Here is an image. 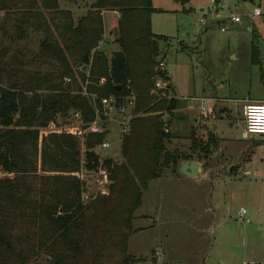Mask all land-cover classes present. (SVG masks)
<instances>
[{"label":"trees","instance_id":"trees-1","mask_svg":"<svg viewBox=\"0 0 264 264\" xmlns=\"http://www.w3.org/2000/svg\"><path fill=\"white\" fill-rule=\"evenodd\" d=\"M103 9L119 13L120 49L110 56L99 49ZM153 11L152 0H96L75 20L59 0H0V13L13 19L11 31L0 30V172L7 173L0 176V264H37L43 258L44 264L138 260L129 242L138 229L134 221L144 191L165 170L177 171L180 159L191 157L168 145L180 102L167 97L169 76L158 67L160 41L168 36L152 31ZM29 29L44 33L31 59L54 62L51 71L25 69L17 41ZM251 62L263 63L254 34ZM158 77L167 82L159 91L166 96L152 92ZM133 95L135 116L122 137L119 163L101 160L96 151L109 133L105 122L102 131L83 135L78 124H64L68 114L75 120L79 113L81 128L88 129L102 110V98L115 96L125 104ZM192 148L210 150L197 137ZM101 166L109 171V192L86 201L80 173Z\"/></svg>","mask_w":264,"mask_h":264},{"label":"rangeland","instance_id":"rangeland-1","mask_svg":"<svg viewBox=\"0 0 264 264\" xmlns=\"http://www.w3.org/2000/svg\"><path fill=\"white\" fill-rule=\"evenodd\" d=\"M95 1L59 0V3L61 9L70 10L77 20ZM152 3L155 8L151 14L152 31L168 36L167 41H160L159 56L172 76L173 90L168 91L167 97L189 96L190 102L195 103L194 95L199 96L208 83L214 84L219 94L230 98L233 110L230 117L217 118L211 127L236 139L229 151L241 161L234 170L232 166L219 169L207 179L190 180L178 175V169L170 168L150 181L136 211L138 218L134 226L138 229L129 242L130 253L138 259L133 264H264V135L243 137L244 123L237 115L240 108L237 103L242 108L245 97L264 101V0H152ZM257 7L262 14L253 17ZM231 15H240L242 23H233L229 19ZM104 18V40L99 49L110 56L119 46L118 21L109 11ZM202 18L206 19L204 23ZM12 23L13 19L0 13V30L11 31ZM253 34L260 49L261 66L251 62ZM43 36L42 31L29 29L17 41L27 71L53 69L54 62L31 59L39 50ZM153 91H160L156 83ZM159 95L163 96V92ZM130 100L125 103L124 114L98 118L93 124L97 128L94 130L102 131L105 122L109 129L105 140L110 142V147L96 146L101 160L113 158L118 163L123 160L121 117L129 114ZM158 113L166 121L170 118L166 113ZM183 114L181 109H176L171 120L174 137L168 142L169 147L191 155L187 160H207L200 152H193L196 149L192 148V139L198 135L191 128L183 129ZM64 122L65 126L77 124L71 114L64 117ZM82 129L87 133L91 127ZM80 149L84 153V138ZM182 161L185 160L179 162ZM80 174L86 182L83 194L86 201L109 192V184L98 185L92 173L83 169ZM6 175L0 172V176ZM243 210L246 212L242 213ZM37 264H44V258Z\"/></svg>","mask_w":264,"mask_h":264},{"label":"crops","instance_id":"crops-1","mask_svg":"<svg viewBox=\"0 0 264 264\" xmlns=\"http://www.w3.org/2000/svg\"><path fill=\"white\" fill-rule=\"evenodd\" d=\"M107 11L114 13L118 21L119 13L117 11L103 9L102 13H103L104 25H105L104 15L105 12ZM119 49L120 46H118V48H115L113 51ZM168 76H169L168 83L171 86L170 87V92H171V90H173L171 85L172 84L171 73L168 74ZM214 88L215 85L212 83L210 84L208 83L207 87L205 85L200 91L199 96H197L196 94L194 95L193 99L195 100V103L190 102L191 100H189L190 99L189 96L188 97L178 96L177 94L171 95V96H175L177 99H179V102H181L179 103L181 105L179 106L178 109H181L184 113L183 115H185L181 118L182 122L184 123L183 129L189 131L191 128L194 132L197 133L198 135L197 137H199L202 144L204 145L208 144L210 146V150L208 151V153H204L202 149H196L193 151L196 153L200 152L203 155V158L207 159L204 161L197 160L200 162V166L195 176H188L185 174L178 173V175H183L184 177H187L190 180L207 179L212 174L216 175L217 170L225 169L230 166H232V170H234L238 166L237 164H239L241 161L239 160V157L237 158L232 156V154L230 153L231 151H229V149L232 148V145L236 143V139L232 136L225 135L224 132H221V130H218L217 128L213 129L211 127L213 124H215L216 122L215 120L217 118H224L225 116L230 117L233 110L229 105L230 98L219 94ZM245 98L250 100H258V101L262 100V99H255L252 97H245ZM237 105L238 107H240L237 110V115L238 117H241V120L244 123V127H245V130L243 131V137L252 136L251 134H248L246 131V125L244 122L242 108L241 106H239V102L237 103ZM189 120H191V123L189 122ZM221 141H224L225 143H227V145L226 146L223 145ZM182 162H180V164ZM142 216L146 217V215H142Z\"/></svg>","mask_w":264,"mask_h":264},{"label":"built area","instance_id":"built-area-1","mask_svg":"<svg viewBox=\"0 0 264 264\" xmlns=\"http://www.w3.org/2000/svg\"><path fill=\"white\" fill-rule=\"evenodd\" d=\"M262 14V11L259 7H257L253 12V17ZM217 18V17H216ZM233 23H242L243 19L240 15H231L229 18ZM201 21L204 23L206 21L205 18H202ZM253 26L249 27L251 30ZM226 30V27H222V31ZM159 68L161 70H166L165 65L163 62L159 64ZM156 86L161 90L164 89L167 86V82L164 81L162 77H158L156 80ZM163 96H166V93L163 92ZM94 97V96H93ZM130 100V110L129 114L121 117L123 119V123L121 125L123 126V134L127 133L129 131L130 127V120L132 118V109L134 107V100L135 96L129 97ZM102 104V110L99 111V108L97 109V118L93 123L91 124V130L92 131H99L94 130L97 128L93 127V124H96L98 122V118H101V115H104L106 118H109L110 116H113L114 118L119 114H124L127 111V107L125 104H118L117 99L115 96H109L104 97L100 100ZM242 113L244 117V122L246 125V131L248 134H262L264 135V101H258V100H250L246 99L243 100L242 104ZM259 118V119H258ZM120 119V120H121ZM75 120L78 125L82 123V119L79 113L75 114ZM85 131H83L82 128L79 129L78 134L83 135ZM110 147V142L108 140H104L100 144V148L102 149H108ZM90 173L93 174L94 177H96V182L98 185L102 186L105 184H109V171L106 167L101 166L96 171H90ZM105 191H103L104 193ZM242 213H245V210H243ZM243 216V214H241ZM241 216V218H242Z\"/></svg>","mask_w":264,"mask_h":264},{"label":"water","instance_id":"water-1","mask_svg":"<svg viewBox=\"0 0 264 264\" xmlns=\"http://www.w3.org/2000/svg\"><path fill=\"white\" fill-rule=\"evenodd\" d=\"M199 166L200 162L197 160H185L180 164L178 173L188 176H195L197 174Z\"/></svg>","mask_w":264,"mask_h":264},{"label":"clouds","instance_id":"clouds-1","mask_svg":"<svg viewBox=\"0 0 264 264\" xmlns=\"http://www.w3.org/2000/svg\"><path fill=\"white\" fill-rule=\"evenodd\" d=\"M259 119V118H258Z\"/></svg>","mask_w":264,"mask_h":264}]
</instances>
